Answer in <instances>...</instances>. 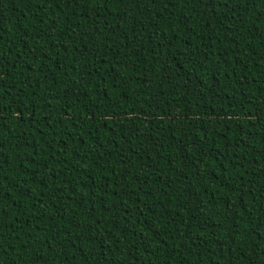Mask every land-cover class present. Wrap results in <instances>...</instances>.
<instances>
[{"label": "trees", "instance_id": "trees-1", "mask_svg": "<svg viewBox=\"0 0 264 264\" xmlns=\"http://www.w3.org/2000/svg\"><path fill=\"white\" fill-rule=\"evenodd\" d=\"M0 264H264V0H0Z\"/></svg>", "mask_w": 264, "mask_h": 264}]
</instances>
